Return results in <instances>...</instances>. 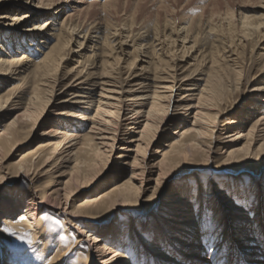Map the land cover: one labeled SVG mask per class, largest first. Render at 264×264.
Returning <instances> with one entry per match:
<instances>
[{
    "label": "bare ground",
    "instance_id": "1",
    "mask_svg": "<svg viewBox=\"0 0 264 264\" xmlns=\"http://www.w3.org/2000/svg\"><path fill=\"white\" fill-rule=\"evenodd\" d=\"M0 8V264H264V0Z\"/></svg>",
    "mask_w": 264,
    "mask_h": 264
},
{
    "label": "rangeland",
    "instance_id": "2",
    "mask_svg": "<svg viewBox=\"0 0 264 264\" xmlns=\"http://www.w3.org/2000/svg\"><path fill=\"white\" fill-rule=\"evenodd\" d=\"M2 8H0V14L3 12L1 10ZM244 13H247L249 15H255V14H258V10L256 9H252V8H249V9H243ZM9 15H12V13H10ZM1 21V20H0ZM25 26H30L29 25H25ZM4 27V24L2 25V22H0V35L3 37L4 34L6 32H4L5 30L3 29V32H2V28ZM8 28V27H7ZM26 28V27H25ZM23 29V28H22ZM24 36H26V34L22 33ZM93 39V38H92ZM92 43H96L95 40L93 39ZM91 43L87 44V49H90L91 47ZM132 45V44H131ZM25 46V45H23ZM74 47V46H73ZM129 52H131L132 50L129 49L128 50ZM250 51H252V49L250 50L249 49V52L247 53V55H249ZM252 60H254V63L253 65H251L248 69V77H254V81L251 82V84L249 85H241L239 87V90L238 92H236L237 94L235 95V99H236V102H238L236 105H234V109H233V112L231 113L232 115H237V114H240L242 113L244 110H246V99L248 98L247 96V90H249V86L254 84V83H257L259 81V79L261 78V73H260V69H261V63H262V60L263 58L260 57V54H264V50L263 51H259L257 52L256 51H252ZM256 53V54H255ZM255 54V55H254ZM87 55H88V52H87ZM72 67V66H71ZM58 99H60V97L57 95V97H54V100H53V104H51V107H50V110L49 111H56L58 110L60 107L59 106H56V104L59 103ZM54 111V112H55ZM54 112H51L52 114H50L48 116V119L49 121L54 119L53 115H54ZM223 120V119H222ZM43 126L41 127H38L36 129V133L34 134V138H38L41 134V132L48 127V124L47 123H44L42 124ZM175 127H172L171 130H173ZM33 141V140H32ZM25 142L23 144H21L20 146H18L17 149H15L13 152H12V155L14 156L13 159H17L18 158V155L21 154L24 150H26L28 147H31V145H33L34 142ZM32 143V144H31ZM160 143V142H159ZM163 143V142H161ZM158 147V145L156 146ZM119 152L116 153V157H118L120 155V153L118 154ZM116 161V160H115ZM66 170V169H63V171ZM113 171H114V167L110 166V168H108V170L96 181V183L91 186L90 188H86L84 189L82 195H86V194H91L93 193L95 190L98 192L101 191L102 189H104L106 186L110 185L112 183V180H109L110 177L113 176ZM192 175H187L185 177H182L183 181L188 179V178H191ZM242 177V176H241ZM243 180L246 181V183L244 184L245 186L249 185V179L247 176H243ZM25 184L23 183H15V185H10L8 186L7 185H4V187L0 190V195H5V194H8L9 192H13L15 190L16 187H19V186H24ZM234 190V189H233ZM137 219H139L137 216H134L132 213H118L116 214L115 216H113L111 218V223L109 225H112L113 223H117L115 224L112 228L109 229V231H112L113 229H115L114 227L116 225L119 226L120 229H117V230H120V231H123L125 232L124 230H126L128 228V224L132 221L133 222H136L137 223ZM49 223V221H48ZM53 224L55 225V227L58 229L59 228V223L58 221L54 220L53 221ZM105 226H108V225H105ZM104 226V227H105ZM126 245V244H125Z\"/></svg>",
    "mask_w": 264,
    "mask_h": 264
},
{
    "label": "snow or ice",
    "instance_id": "3",
    "mask_svg": "<svg viewBox=\"0 0 264 264\" xmlns=\"http://www.w3.org/2000/svg\"><path fill=\"white\" fill-rule=\"evenodd\" d=\"M145 198H151V193H149ZM77 223H79V221H77ZM63 264V262H62ZM209 264H211V261L209 262Z\"/></svg>",
    "mask_w": 264,
    "mask_h": 264
}]
</instances>
